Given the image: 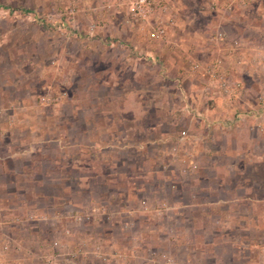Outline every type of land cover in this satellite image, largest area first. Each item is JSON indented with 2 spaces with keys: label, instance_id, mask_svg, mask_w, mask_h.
Segmentation results:
<instances>
[{
  "label": "rangeland",
  "instance_id": "obj_1",
  "mask_svg": "<svg viewBox=\"0 0 264 264\" xmlns=\"http://www.w3.org/2000/svg\"><path fill=\"white\" fill-rule=\"evenodd\" d=\"M151 4L154 14L140 21L128 15L125 0H0V264H151L156 254L177 264L237 260L230 242L212 245L203 254L182 250L189 244L188 220L199 213L182 206L198 197L190 186L198 184L195 175L206 183L199 172L204 161L196 153L202 151L204 159L208 141L200 145L192 130L198 128L208 140L212 127H205L209 122L184 88L188 83L196 86L205 104L211 96L219 97L225 118L260 107L264 0L233 3L228 10L227 0ZM158 17L172 20L166 24L169 44L151 38ZM216 30L224 41L210 44ZM232 41L240 49L234 57ZM149 44L164 51L186 48L180 51L184 82L172 76L179 72L173 54L153 55L147 61ZM206 44L211 48L204 58ZM222 46L224 54L219 56ZM216 58L222 72L240 82L233 104L215 93L212 82L207 95L201 92L207 79L198 70L213 65ZM193 64L198 65L196 72L190 68ZM156 67L163 71L161 78L146 80L143 70ZM146 81L153 90L148 96L140 89ZM142 102L148 103L147 112H138ZM158 107L177 113L155 128L163 119ZM249 118L245 115L233 124L249 126ZM148 125L154 141L146 143L141 131ZM159 129L167 135L157 136ZM182 130L190 139L179 142L177 151L189 149L196 164L183 177L170 158ZM60 176L65 177L59 180ZM161 205L172 209L157 214ZM89 210L105 212L109 218L94 213L89 221L77 223L67 217ZM216 220L209 226L215 234L223 225ZM124 222L127 229L122 228ZM245 232L253 237L249 228ZM244 254H239L238 264H245L241 259L258 264L257 251Z\"/></svg>",
  "mask_w": 264,
  "mask_h": 264
},
{
  "label": "crops",
  "instance_id": "obj_2",
  "mask_svg": "<svg viewBox=\"0 0 264 264\" xmlns=\"http://www.w3.org/2000/svg\"><path fill=\"white\" fill-rule=\"evenodd\" d=\"M178 31L180 32V30ZM149 45L148 51L145 52V55L148 57L147 61H151L153 55H155L156 58H158V56L163 57L166 53L171 54V56L174 55L173 57L177 60V62H175L177 64H175V68L178 66L179 72L174 71L175 74L172 76H177L181 82H184L183 80H185V78H183L184 74L181 66L184 57L181 58L180 51H185L186 48L181 45L178 49H167L164 51V49L159 48L158 45ZM188 46L190 45L188 44ZM198 46L202 47V43ZM210 48L211 45L208 44L207 46L206 44L204 50L201 51L204 58L209 56L208 53H210ZM224 50L222 46L220 48L218 47V52H216L220 56L224 54ZM143 73H145L144 77L146 80L151 79L153 82L157 81L156 78H161L159 75H161L160 73L163 74V71L156 67L154 70L150 68V71H148L147 68L143 70ZM150 84L151 81L143 83V86L140 88L142 94L146 96L151 94L153 90ZM155 84L159 86V82H155ZM195 87L196 86L193 87L192 84L188 83L184 89L191 94L197 110L200 112L202 111V117L207 119L212 126L209 130L212 146L210 148L208 147V153L204 152V159H202V151H198V154L196 153V155L199 156L198 160L204 161L200 163L202 166L199 172L201 171L202 175H204L206 183L204 182L201 184V178L197 179L198 176L195 175L194 180L196 179L198 184H191L190 186L192 190L194 189V191H196L198 197L194 196V200H191L193 202L182 206L188 207V210L199 212L196 215L193 214L188 220V223L191 225L187 237L189 243L187 245L189 246L186 245L187 250L182 246V250H184V254L185 252L192 255L203 254L204 251L207 252L210 250L212 245L213 247L219 246V244L224 246V244H229L230 242V245L233 247L232 250L235 252L237 258L234 264L240 263L239 254L245 255L244 253H251V250L257 251V263L264 264V253L263 255L261 253V247L264 246V136H262L263 134L260 135L251 130L252 125H242L239 127L232 123L228 129H223L221 125L223 120L229 119L231 116L227 118L221 116V113H223L222 101L219 97L218 99L217 96H211L209 100H206L205 104L204 101H202L203 96L195 90ZM157 89L160 90L159 87ZM128 92L129 91L126 89L124 94L126 99H128ZM144 99L145 98H143V100ZM138 101L139 100H136V102ZM138 105L140 108L138 112L144 113L149 109L148 103L146 104V102H142V104ZM158 108L160 111H163L161 115L163 119L162 121H157L155 125H151L155 128L167 124V120L172 121L173 117H176L175 113H177V111L172 113L173 108L171 107H163V110H161L160 107ZM173 111L175 110L173 109ZM149 127L150 125L146 126L141 131L143 140L146 141V143L154 141L153 136H151L153 134H149L148 132L150 131ZM197 130L199 131L198 128L195 129L194 127L192 134H194L193 136L196 137L201 145V141H205L206 138L201 130L199 134ZM159 132L160 135L157 136L164 137V135H167L164 130H160ZM120 137L121 136L118 137V141L122 139ZM175 206H179L180 208L181 204ZM201 209L204 211H200ZM217 209L222 210V212L216 214ZM172 218L174 219L175 217ZM216 219L222 221L223 225L220 227V230L222 229L220 233L215 234L212 230L213 228L209 226L212 227V222ZM182 221L184 220L182 219ZM165 222L169 223L170 219L165 220ZM248 228L249 231H253L252 238L245 232ZM127 235H129V237L131 236L129 232H127ZM241 260L246 264V261H244L245 259Z\"/></svg>",
  "mask_w": 264,
  "mask_h": 264
},
{
  "label": "built area",
  "instance_id": "obj_3",
  "mask_svg": "<svg viewBox=\"0 0 264 264\" xmlns=\"http://www.w3.org/2000/svg\"><path fill=\"white\" fill-rule=\"evenodd\" d=\"M244 2L245 0H227L225 9L228 10L229 8H231L233 3H240V5L243 6ZM125 4L128 15L137 20L140 21L148 20V18L154 14L151 0H125ZM163 10L164 7H161V11ZM68 12L72 13V10H69ZM157 19L158 20L152 25L151 38L155 41H163L169 44L170 42L168 41L166 36V24L171 25L172 20L171 18H167L165 22H162L159 19V17ZM223 37H224L223 34L220 31L216 30L212 32V34H210L209 42L210 44L211 43L215 44L216 41H224ZM237 43H238L237 41L231 42L232 50H230V57H234L232 53L234 52L236 53L240 51V49L238 48L239 44ZM219 60L220 59L217 58L214 59V63L216 65L213 63V65L211 64L210 66H205V67L200 66V70H198L199 68L197 64H193L192 66H190V68L192 69L193 72H196L198 70V72L206 76L207 81L201 89V92L203 94L207 95V93H209V88H210L209 85L210 82H212L214 83V87L216 89L215 93L218 94V96L224 98V100H227L229 104H233V101L237 98V95L241 90L240 82L238 80L229 79L230 77L229 74L227 73L225 74L224 71L222 72V69H220V66H218ZM258 100L260 102L258 105H260V107H263L262 105H264V99H262V97H258ZM41 101H44V98H42ZM260 107L256 106V108L255 107L249 108L245 114H241V115L238 114L237 112L233 113L229 119L223 120V123L221 124L222 128L228 129L232 123L238 122L242 119V117L248 115L250 117L249 119L251 120V124H250L252 125L251 130L255 131L260 135L261 134L264 135V120H262L261 118L262 116H260L263 108ZM189 109L190 108H188V113H190V117L194 119L195 116L193 114V110L191 109L189 110ZM210 126L211 125L206 124L205 127L209 128ZM189 139L190 137L187 131L182 130L181 132H179V135L176 136L175 139L176 145L173 146V148L170 151V158L173 162H176L177 166L179 167V175L182 177L184 175L189 174L196 168V164L192 159L189 149L182 148V152L180 153H178L177 151V144H179V142L181 141L182 143L189 142ZM207 141L209 147H211L212 141L210 137L208 140L205 139L204 142L206 143ZM143 205L144 202H142V206ZM167 209H172V208L170 206H168V208H165L163 205H161V208L158 209L157 214H159L162 210L166 211ZM97 211L99 210H95V212H93L92 210H89L87 212L85 211L76 212L67 217L71 218L73 221L77 223H84L89 221L94 213L95 215H100L104 217V219L106 220L109 218V215L107 213L97 212ZM214 223L218 224L219 221L216 220ZM128 227L129 225L126 222L122 224V228L127 229ZM65 234H67L66 231ZM2 248L5 249L4 246H2ZM150 255L154 256L155 254L153 252H149V256ZM151 264H177V262L172 258L166 256L165 254H160V255L156 254V260H154V262H152Z\"/></svg>",
  "mask_w": 264,
  "mask_h": 264
},
{
  "label": "trees",
  "instance_id": "obj_4",
  "mask_svg": "<svg viewBox=\"0 0 264 264\" xmlns=\"http://www.w3.org/2000/svg\"><path fill=\"white\" fill-rule=\"evenodd\" d=\"M65 176H60L58 179L60 180V179H62V178H64ZM57 179V180H58ZM73 194H75V192H73ZM73 194H72V196H73ZM49 197H51V196H49Z\"/></svg>",
  "mask_w": 264,
  "mask_h": 264
}]
</instances>
